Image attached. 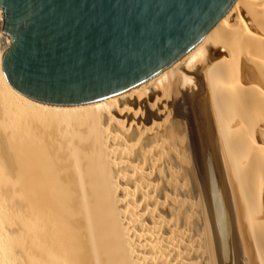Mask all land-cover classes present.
I'll return each mask as SVG.
<instances>
[{"label":"bare ground","instance_id":"6f19581e","mask_svg":"<svg viewBox=\"0 0 264 264\" xmlns=\"http://www.w3.org/2000/svg\"><path fill=\"white\" fill-rule=\"evenodd\" d=\"M0 10V264H264V0L72 106L13 90Z\"/></svg>","mask_w":264,"mask_h":264},{"label":"water","instance_id":"95a60500","mask_svg":"<svg viewBox=\"0 0 264 264\" xmlns=\"http://www.w3.org/2000/svg\"><path fill=\"white\" fill-rule=\"evenodd\" d=\"M236 0H0L10 87L45 105L131 89L197 44Z\"/></svg>","mask_w":264,"mask_h":264},{"label":"rangeland","instance_id":"374dc122","mask_svg":"<svg viewBox=\"0 0 264 264\" xmlns=\"http://www.w3.org/2000/svg\"><path fill=\"white\" fill-rule=\"evenodd\" d=\"M7 37V36H6Z\"/></svg>","mask_w":264,"mask_h":264}]
</instances>
